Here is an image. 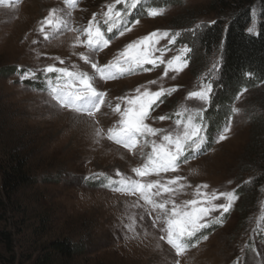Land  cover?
<instances>
[{"label":"rangeland","instance_id":"374dc122","mask_svg":"<svg viewBox=\"0 0 264 264\" xmlns=\"http://www.w3.org/2000/svg\"><path fill=\"white\" fill-rule=\"evenodd\" d=\"M9 2L12 7L0 5V70H37L56 62L54 58L59 57L90 71L72 55L73 32L44 42L37 31L38 22L49 9L63 7L62 0H19V3L5 0V4ZM108 2L79 0L77 9L72 12V25L86 24L92 14L100 13ZM164 8L165 14L157 18L140 16V24L124 36L113 39L97 59L106 63L127 43L157 29L180 32L177 45L190 47L184 35L194 34L190 29L197 24H210L217 14L213 0H183L182 4ZM184 18L191 25H175ZM221 18L227 17L223 15ZM253 26L255 33L258 28L256 20ZM33 40L38 43L34 45ZM165 43L161 42L162 45ZM198 48L199 45L195 44L196 51L189 54L188 67L176 79L165 78V87H177L178 90L164 98L154 116L171 113L183 103L187 92L197 85L211 62L220 56L218 53L208 56L207 64L194 76L191 70ZM173 54L166 53L165 59ZM162 70L163 66L149 73L101 82L100 87L108 91L109 98L115 103V97L133 91L148 80L157 79ZM214 86L212 104L216 105L223 91L218 90V81ZM44 88L42 76L23 82L17 72L0 76V166L11 148L25 146L31 176L37 180V184L11 198L15 209L8 214V222L0 226L13 232L17 252L35 256L40 253L42 245L52 239H72L84 248L78 264H175L177 259L180 264H264V184L258 185L259 176L264 175V163L254 156L257 152L255 140L261 137L257 134L264 127V85L250 91L246 89L229 105V109L239 108V113L229 114L233 120L228 139L215 143L218 134L214 139L209 137L206 151L182 165L179 171L193 187L207 183L209 190L236 189L239 194L233 209L223 217L222 224H212L204 229L203 234L207 233L208 239L201 240L181 257H176L174 250L159 240V233L151 227L150 219L139 220L143 210L132 207L136 198L102 187L103 179H85L95 173L114 176L117 169L132 175L131 169L141 163L139 158L107 139L97 142L92 128L74 123L71 112L49 106L51 101L42 91ZM99 118L105 128L118 119L115 115ZM169 123L156 121L153 126L168 127ZM247 192H252L255 199L247 213L241 215L239 210ZM191 198V189L177 197L180 201ZM133 216L137 227L135 232H130L125 225ZM40 217L45 218L44 222L39 220ZM33 228L37 230L34 232ZM29 236H33L32 244L28 242Z\"/></svg>","mask_w":264,"mask_h":264},{"label":"snow or ice","instance_id":"6c2138e0","mask_svg":"<svg viewBox=\"0 0 264 264\" xmlns=\"http://www.w3.org/2000/svg\"><path fill=\"white\" fill-rule=\"evenodd\" d=\"M15 2L19 3V0ZM62 4L63 7L49 9L38 22L37 31L44 42L73 32L74 40L70 45L72 55L77 56L90 71L78 63H68L55 57L56 62L37 70L21 71L18 68L19 79L21 82L31 81L42 76L45 84L42 91L50 98V107L71 112L74 123H83L92 128L97 142L107 139L139 158L141 163L131 169L132 175L117 169L114 176L95 173L85 179H103L102 187L136 198L132 207L143 210L139 220L142 222L145 217L150 219L151 227L159 233V240L174 250L176 257H181L201 240H207L208 236L203 234V230L212 224H222L225 214L233 209L239 199L236 189L209 190L207 183L193 187L185 176L179 174L182 165L206 151L205 146L209 141L205 113L212 104L214 81L219 79L223 55L221 53L211 62L197 85L187 92L184 102L174 111L154 116L153 113L164 103V98L178 90L177 87H165V78L176 79L189 65L192 49L186 44L177 45L181 33L157 29L127 43L106 63L97 57L109 48L113 39L124 36L140 24L141 15L154 19L164 15L166 9L150 6L148 0H109L104 9L100 13H93L86 24L73 26L72 12L77 9L79 0H62ZM0 5L13 6L11 2L5 4V0H0ZM202 27V24H197L190 31L195 34ZM254 31L255 26L248 29L250 34ZM162 41L166 43L162 45ZM32 43L35 45L38 41L33 40ZM77 48L84 51L76 52ZM168 52L174 54L165 59ZM161 66L160 77L115 97V103L109 98L108 91L100 87L101 82L149 73ZM247 75L251 76V73ZM243 91L246 89L237 95V99L243 95ZM231 113H239V108L233 107ZM108 115H115L118 119L105 128L99 117ZM232 120V115L226 118L215 143L228 139ZM156 121L170 123L168 127H155L153 124ZM188 189H191L192 198L178 200L177 197ZM129 219L131 222L125 227L135 232L136 217ZM175 264H180V260L177 259Z\"/></svg>","mask_w":264,"mask_h":264},{"label":"trees","instance_id":"16d2710c","mask_svg":"<svg viewBox=\"0 0 264 264\" xmlns=\"http://www.w3.org/2000/svg\"><path fill=\"white\" fill-rule=\"evenodd\" d=\"M216 15L215 20L204 25L196 34H185L184 38L190 44L194 52L195 44L199 45L198 53L192 63V74L197 76L201 67L207 64L208 56L213 53L223 55L222 68L219 73L218 90L223 91L216 100V105L211 104L208 117L210 120L209 137L214 136L222 129L227 116L230 114V104L243 90H252L264 85V0H213ZM150 6L165 7L166 5L182 4L183 0H148ZM226 16V19L221 16ZM258 28L250 34L248 29L254 21ZM187 22V23H186ZM190 22L185 18L176 26H189ZM191 25V24H190ZM202 51V52H201ZM12 68L9 72L0 70V76L16 73ZM251 73V76L247 75ZM215 85V81H214ZM217 107V109H215ZM264 126V124H263ZM261 137L255 140L254 156H258L264 163V127L257 135ZM256 137V136H255ZM25 146L11 148L6 153L3 165L0 166V226L8 222L7 217L14 207L11 198L20 194L25 188L37 184L36 178L31 176L29 161ZM264 184V175H260L258 185ZM244 202L239 213L245 215L248 207L254 201L252 192L244 194ZM26 215V209L23 210ZM45 217V216H44ZM40 217L39 220H45ZM45 224L43 225V229ZM33 228L32 231H36ZM210 229H207L209 232ZM207 235V233H206ZM31 244L33 236L28 237ZM0 264H78L79 256L84 248L72 239H52L41 247L39 254L23 255L16 250V241L10 229L0 228Z\"/></svg>","mask_w":264,"mask_h":264}]
</instances>
